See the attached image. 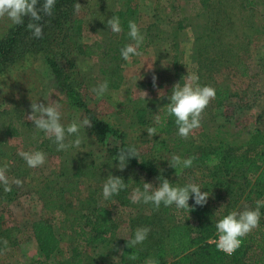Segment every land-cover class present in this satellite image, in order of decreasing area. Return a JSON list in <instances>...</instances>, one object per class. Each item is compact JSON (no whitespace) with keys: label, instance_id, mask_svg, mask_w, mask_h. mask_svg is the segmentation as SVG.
<instances>
[{"label":"rangeland","instance_id":"1","mask_svg":"<svg viewBox=\"0 0 264 264\" xmlns=\"http://www.w3.org/2000/svg\"><path fill=\"white\" fill-rule=\"evenodd\" d=\"M127 1L81 0L82 7L76 18L84 21L85 28L79 43H110L112 31L107 27V20L118 16ZM132 1L139 4L137 26L144 41L138 51L143 55L133 56L130 61L122 59L121 63L115 62L111 55L91 61L79 58L72 68L80 73L82 96L88 107L100 119L111 121L121 135V144L135 146L141 162L149 158L152 148L149 142L154 139V136L149 139L146 131L149 126L138 127L134 118H124L119 111L138 100L154 104L152 109L159 111L167 91L177 83L183 85L188 74L197 75L200 86L229 90L228 100L214 109L215 122L208 126L201 124L191 133L194 137L200 136L207 127H212L213 131V124L223 125L227 119L228 124L236 128L264 132V4L246 7L244 0H214L211 8L205 9L200 0ZM12 25L7 18L0 19V39L6 37ZM149 27L155 28L150 35L147 34ZM218 31L223 35L213 34ZM122 41L135 43L125 34ZM175 42L181 56L178 72L172 66ZM23 46L25 50L30 49L28 37ZM1 64L0 167L7 166L11 190L5 191L0 184L3 190L0 194V264H35L41 259L32 232L33 224L40 221L52 225L61 240L62 252L71 255L78 243L76 223L82 215L91 213L95 196L97 200H105L102 191L109 174L124 180L130 199L137 188L143 190V182L151 183L154 188L160 183L130 163L123 171L116 168L119 162L109 158L106 147L90 137V127L80 129L78 148L57 151L53 139L37 131L34 122L28 120L31 104L58 103L65 128L87 116L69 104L42 54L20 57L16 65L10 67ZM119 64L123 78L121 88H108L104 96L97 97L92 89L106 79L115 78L112 71ZM100 69L110 74L104 76ZM153 77H156L155 85ZM7 130L17 135H11L10 131L11 134L6 135ZM76 138V135L66 136L65 143ZM22 151L43 152L44 165L28 167L19 155ZM130 179L134 180L133 185ZM16 180L22 185L18 186ZM112 202L114 235L103 245L84 248L83 264H118L123 242L133 239L140 227L150 229L140 245L155 251L165 240L167 228L175 222L170 216H161L160 210L151 203L141 201L127 207L115 200ZM249 207L244 204L236 212Z\"/></svg>","mask_w":264,"mask_h":264},{"label":"trees","instance_id":"2","mask_svg":"<svg viewBox=\"0 0 264 264\" xmlns=\"http://www.w3.org/2000/svg\"><path fill=\"white\" fill-rule=\"evenodd\" d=\"M212 1L214 0H200L205 9L209 6L211 8ZM42 2L43 0L41 4ZM76 2L80 3L81 0H56L51 16L40 13L42 19L37 23L43 28L42 38L34 37L32 31L27 28V17L23 24L12 25L6 37L0 39V66L1 63L7 67L14 66L20 57L23 59L42 54L59 89L66 94L69 104L83 112L92 122L90 137H95L100 146L106 147L109 158L119 162L114 158L121 150L127 151L130 146L120 143L121 135L113 128L110 120L100 119L88 107L82 96L80 73L72 68H75L79 58L91 61L102 59L106 55H111L115 62L121 63V49L128 45L122 38L124 34L128 35L129 21L137 24L139 4L128 0L118 13L122 31L119 34L112 32L110 43L85 44L79 43L85 24L74 15L73 5ZM243 2L246 7L262 4L261 0ZM179 28H182V24ZM153 30L154 27H149L147 34L150 35ZM213 34L218 37L223 35L219 34V31ZM25 37H28L29 50H25L23 46ZM173 49L175 55L172 66L178 72L181 56L176 42ZM119 70L120 64L112 71L115 78L105 80L108 88H121L123 78ZM99 71L104 76L110 74L108 70ZM172 89L173 87L167 91L160 112L153 110L154 104L147 105L140 100L119 111L124 118H134L138 127L157 128V135L149 142L152 147L149 158L143 162L140 157L130 158L128 163L159 183L164 178L174 186L197 184L202 191L208 192L209 198L205 205L199 206L195 205L193 195L189 199L191 211L178 210L175 205L165 207L161 204L159 214L175 219L174 224L165 232V240L157 245L155 251L140 244L132 248L127 245V241L123 242L118 264H146L148 260H155L157 264H264V207L260 209L259 227L242 238L241 246L233 254L228 255L218 250L216 243H210L211 239L217 237L215 225L220 219L233 211L236 212L244 204L250 205L249 208L254 210L256 201L264 200V132H249L236 128L229 125L227 119L223 125L213 124V131L212 127H207L200 136L194 137L190 134L187 139H183L178 135L174 117L167 116L164 110L170 103L168 96ZM215 92V99L202 114L201 124L212 125L216 118L215 107L223 105L229 98L228 89L218 88ZM158 113L161 122L156 124L155 115ZM10 132L9 134L14 135V132ZM173 154L181 155L182 160L192 158V166L183 168L181 165L177 169L170 167L167 159ZM129 182L133 185L134 180L132 182L130 179ZM1 192L3 193V190H0V194ZM127 194L129 192L124 189L119 195L102 200L103 202L97 200V196L94 197L95 204L91 213L82 215L76 223L78 243L71 255L62 252L61 240L52 225L44 221L34 223L32 232L41 258L35 264H83L84 248L88 245H103L114 235L116 223L112 216V201L128 207L132 202ZM133 253L137 257L135 260L129 258Z\"/></svg>","mask_w":264,"mask_h":264},{"label":"clouds","instance_id":"3","mask_svg":"<svg viewBox=\"0 0 264 264\" xmlns=\"http://www.w3.org/2000/svg\"><path fill=\"white\" fill-rule=\"evenodd\" d=\"M38 4L40 7L38 8ZM56 0H0V19L7 18L13 25H21L27 17L29 23L27 28L32 31L36 38L43 37V28L37 23L42 17L40 13L51 16L55 7ZM74 15H78L81 10V4L76 2L74 5ZM107 27L116 34L122 31L120 19L118 16H113L107 20ZM128 35L135 43H130L121 49V56L123 60L130 61L133 56H141L142 52L138 51L143 44L144 36L140 33L139 27L134 21L128 23ZM165 64V61L163 62ZM184 83L175 84L171 94L168 96V103L164 110L167 116L174 117L175 124L178 128V135L187 139L189 135L201 126L202 114L208 107L210 102L215 99V89L210 86H200L198 84V76L195 74L184 77ZM156 77H153L155 85ZM92 91L97 97L104 96L108 91L107 81L99 84L93 88ZM60 105L58 103H37L31 104V114L28 120L34 122L37 131H43L50 139H53L57 145V151H66L71 147H79L81 138L79 131L83 127H91L92 122L85 118L82 121H73L66 128L61 123ZM161 109L159 110V112ZM161 117L155 115V123L159 124ZM149 139L157 135L156 127L146 128ZM76 135L74 141L65 143L66 136ZM19 155L26 161L28 167L37 168L44 165L46 156L41 151L27 152L22 151ZM139 152L135 146H130L127 151L121 150L115 160L119 163L115 165L120 171H123L128 164L130 158H138ZM169 166L172 168H189L192 166V158L182 160L180 156L173 154L169 159ZM7 166L0 167V184L4 185L5 191H10L9 180L6 175ZM18 186L22 185L19 180L14 181ZM127 184L121 177L109 174L103 185V198L110 199L114 195H119L120 191L125 189ZM194 195L195 205L203 206L207 203L209 198L208 192L202 191L199 185L189 183L184 186H174L168 179L162 180L158 187H153L151 183L143 182V190L137 188L132 197V203L153 204L158 210L163 204L165 207L175 205L178 210L189 209V199ZM264 207V200H257L255 209L246 208L242 212H231L220 219L215 227L217 230V248L228 255L233 254L242 243V238L250 234L254 229L259 227L260 209ZM150 229L147 227L137 228L134 238L127 240V245L134 248L136 245L143 243ZM6 243V242H5ZM130 259L135 260L137 257L133 253L129 256ZM146 264H157L155 260H148Z\"/></svg>","mask_w":264,"mask_h":264},{"label":"built area","instance_id":"4","mask_svg":"<svg viewBox=\"0 0 264 264\" xmlns=\"http://www.w3.org/2000/svg\"><path fill=\"white\" fill-rule=\"evenodd\" d=\"M217 239H218V236L215 237V238H213V239H211V240H210V243H216V242H217ZM216 244H217V243H216Z\"/></svg>","mask_w":264,"mask_h":264},{"label":"crops","instance_id":"5","mask_svg":"<svg viewBox=\"0 0 264 264\" xmlns=\"http://www.w3.org/2000/svg\"><path fill=\"white\" fill-rule=\"evenodd\" d=\"M262 4H264V0H261ZM9 130L6 131V135H8ZM15 136L17 135V133L14 134Z\"/></svg>","mask_w":264,"mask_h":264}]
</instances>
